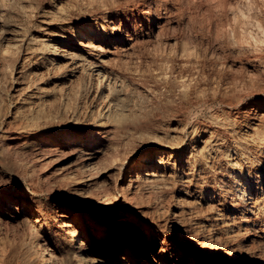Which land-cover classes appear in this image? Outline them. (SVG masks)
Here are the masks:
<instances>
[{
	"label": "bare ground",
	"instance_id": "bare-ground-1",
	"mask_svg": "<svg viewBox=\"0 0 264 264\" xmlns=\"http://www.w3.org/2000/svg\"><path fill=\"white\" fill-rule=\"evenodd\" d=\"M0 264H264V0H0Z\"/></svg>",
	"mask_w": 264,
	"mask_h": 264
}]
</instances>
